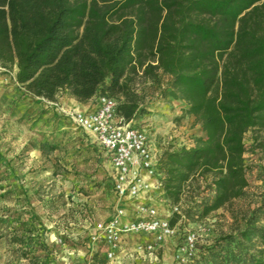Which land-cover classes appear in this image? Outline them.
Instances as JSON below:
<instances>
[{
    "label": "trees",
    "instance_id": "16d2710c",
    "mask_svg": "<svg viewBox=\"0 0 264 264\" xmlns=\"http://www.w3.org/2000/svg\"><path fill=\"white\" fill-rule=\"evenodd\" d=\"M0 68H15V82L33 96L114 98L125 121L144 110L135 78L150 79L200 128L191 146L160 153L161 196L176 205L211 175L210 195L186 211L205 218L243 193V137L264 130V0H0ZM260 148L264 183V137ZM259 210L234 235L199 246L191 264H264ZM25 231L17 244L45 249L43 229Z\"/></svg>",
    "mask_w": 264,
    "mask_h": 264
},
{
    "label": "rangeland",
    "instance_id": "374dc122",
    "mask_svg": "<svg viewBox=\"0 0 264 264\" xmlns=\"http://www.w3.org/2000/svg\"><path fill=\"white\" fill-rule=\"evenodd\" d=\"M14 74L15 68H0V264H81L83 243L92 231L89 222L108 217L116 204L106 176L105 157L97 146L85 142L62 110L82 111V105L94 98L81 102L65 90L58 91L53 99L33 96L15 82ZM164 85L162 77L161 86ZM133 86L141 95L143 107L163 98L150 79L136 77ZM142 113H146L145 109ZM174 122L167 130L164 150L188 145L192 135L200 133L190 115L180 114ZM263 137L261 128L244 134L246 186L240 197L205 218L195 214L194 209L187 215L188 208L210 195L211 175L192 182L176 204L183 216L182 221L177 217L173 224L178 236L207 223L211 226L207 239L212 243L217 237L234 235L254 210H264ZM162 198L158 195L154 204L167 214ZM30 217H34L33 221L25 226ZM26 229H31L35 237L43 229L39 240L45 249L32 242L23 246L16 243L17 237L30 235ZM176 242L174 239V246ZM91 260V264H103L99 258Z\"/></svg>",
    "mask_w": 264,
    "mask_h": 264
},
{
    "label": "built area",
    "instance_id": "2783aa9c",
    "mask_svg": "<svg viewBox=\"0 0 264 264\" xmlns=\"http://www.w3.org/2000/svg\"><path fill=\"white\" fill-rule=\"evenodd\" d=\"M52 106L56 103L48 102ZM117 101L105 95L95 98L94 109L88 111L70 110L62 113L97 146L108 164L111 188L116 207L111 216L103 221L92 223V231L86 242L96 244L105 252L108 260L119 251L123 236L148 237L149 240L136 245L135 254L150 257L148 264H164L157 256V248L169 239L178 240L172 254V264H191L198 256V243L210 244L208 235L211 226L207 223L196 225L178 236L177 228L170 224V215L176 213L178 221L183 220L177 205L162 198L163 207L168 213L161 212L150 200L143 199L135 206L136 217L129 218L120 205L123 200L138 198L141 194L157 191L161 183L155 172L157 156L151 147L149 133L133 125L132 119L125 121L116 115ZM189 147L192 140H188Z\"/></svg>",
    "mask_w": 264,
    "mask_h": 264
},
{
    "label": "crops",
    "instance_id": "0c3cea01",
    "mask_svg": "<svg viewBox=\"0 0 264 264\" xmlns=\"http://www.w3.org/2000/svg\"><path fill=\"white\" fill-rule=\"evenodd\" d=\"M82 107H83L82 111H88L94 109L95 98L91 99L90 101L82 105ZM185 108L186 105L182 101H178V100L165 101L164 98H159L156 99L154 102L152 101L146 106H144L146 113H142V114L136 113L132 118L133 125L138 126L139 128L144 130H146L145 128L149 127L146 131H148L150 135L151 147L157 156L160 155V153L165 149V145L167 141L166 138L167 136L169 137L167 130L175 125L174 118L176 116H180V114H184ZM181 128L182 127L178 126L179 130ZM78 131L81 134L82 138L85 140V142L94 145L84 133H82L80 130ZM106 171H107L106 176L111 186V181L108 173V166L106 167ZM158 195L159 194H157L156 191L146 192L141 194L138 198L131 200H127V199L123 200L121 201L120 205L125 209L129 218H135L136 204L138 202H141L143 199H147V200L149 199L150 202L155 203L156 197ZM115 204L117 205L116 200H115ZM110 216L111 215L101 219L100 221L106 220ZM92 223L89 222V225ZM148 240L149 238L145 236L141 238L123 236L119 251L117 252L116 256L111 260H108L105 257V252L103 250H99L96 244H90L85 241L83 243V247H82L83 251L81 253L84 258L81 264H91L92 262L91 259L93 258L101 259L103 261V264H148L151 260L148 255L143 253H141L140 255H136L134 252L136 245L144 243ZM172 242H174V239H169L167 242H165L164 244H162L160 247L157 248L156 256L164 264H172V254L174 250V244Z\"/></svg>",
    "mask_w": 264,
    "mask_h": 264
}]
</instances>
